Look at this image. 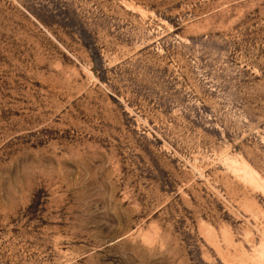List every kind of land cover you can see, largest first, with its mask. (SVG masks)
Masks as SVG:
<instances>
[{
    "label": "rangeland",
    "instance_id": "rangeland-1",
    "mask_svg": "<svg viewBox=\"0 0 264 264\" xmlns=\"http://www.w3.org/2000/svg\"><path fill=\"white\" fill-rule=\"evenodd\" d=\"M0 264H264V0H0Z\"/></svg>",
    "mask_w": 264,
    "mask_h": 264
}]
</instances>
